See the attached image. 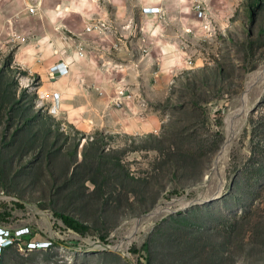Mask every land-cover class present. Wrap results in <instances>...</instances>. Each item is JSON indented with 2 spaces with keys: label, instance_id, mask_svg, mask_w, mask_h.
Listing matches in <instances>:
<instances>
[{
  "label": "rangeland",
  "instance_id": "obj_1",
  "mask_svg": "<svg viewBox=\"0 0 264 264\" xmlns=\"http://www.w3.org/2000/svg\"><path fill=\"white\" fill-rule=\"evenodd\" d=\"M159 1L120 62L0 0L2 264H264V0Z\"/></svg>",
  "mask_w": 264,
  "mask_h": 264
},
{
  "label": "crops",
  "instance_id": "obj_2",
  "mask_svg": "<svg viewBox=\"0 0 264 264\" xmlns=\"http://www.w3.org/2000/svg\"><path fill=\"white\" fill-rule=\"evenodd\" d=\"M27 6H34L33 11H62L71 12L78 17L77 30L80 31L88 23L91 25L90 31L105 32L116 35L111 42L99 41L104 48L115 46V60L123 61V58L130 57L128 53L129 47L139 48L145 46L148 48H160L158 41H147L140 43L139 41L128 38L127 35L136 32H150L152 27H148L143 23L144 19H154L162 14V5L159 0H29ZM143 6H158L159 11L156 13L143 12ZM28 8V7H27ZM125 49V51H124ZM154 58H159L161 55H154ZM131 58L137 60L140 58L138 52L131 55ZM142 125V124H140ZM138 126V125H137ZM143 126V125H142ZM151 127L150 130H154Z\"/></svg>",
  "mask_w": 264,
  "mask_h": 264
},
{
  "label": "built area",
  "instance_id": "obj_3",
  "mask_svg": "<svg viewBox=\"0 0 264 264\" xmlns=\"http://www.w3.org/2000/svg\"><path fill=\"white\" fill-rule=\"evenodd\" d=\"M33 9H34V6H28L29 11H33ZM142 11L149 12V13H156L159 11V7L158 6H143ZM197 15L205 16V11H203V9L201 8H198ZM79 53L82 54L81 52ZM68 69H69V63L68 61H65V60L59 61L50 66V71L52 73L56 72L58 75L65 74L68 71ZM24 232H25L24 230H20L18 233H13L8 228H5L4 226H0V264H2V251L14 242L16 235L24 233ZM35 246H36L35 242L27 241V245H26L27 248H31Z\"/></svg>",
  "mask_w": 264,
  "mask_h": 264
},
{
  "label": "trees",
  "instance_id": "obj_4",
  "mask_svg": "<svg viewBox=\"0 0 264 264\" xmlns=\"http://www.w3.org/2000/svg\"><path fill=\"white\" fill-rule=\"evenodd\" d=\"M149 136L153 137V138H157L158 135L154 134V133H150ZM58 216H60V218L63 220L64 224L67 227H70L76 231L79 232H83L85 230V228L87 227L84 223L79 222L77 219H75L74 217L67 215V214H63L58 212Z\"/></svg>",
  "mask_w": 264,
  "mask_h": 264
},
{
  "label": "water",
  "instance_id": "obj_5",
  "mask_svg": "<svg viewBox=\"0 0 264 264\" xmlns=\"http://www.w3.org/2000/svg\"><path fill=\"white\" fill-rule=\"evenodd\" d=\"M214 196H216V195H214ZM214 196H212L211 198H213ZM188 205H189V203H188Z\"/></svg>",
  "mask_w": 264,
  "mask_h": 264
}]
</instances>
